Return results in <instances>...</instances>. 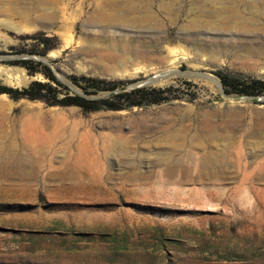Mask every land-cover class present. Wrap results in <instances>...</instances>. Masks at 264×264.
I'll return each instance as SVG.
<instances>
[{
	"label": "rangeland",
	"instance_id": "374dc122",
	"mask_svg": "<svg viewBox=\"0 0 264 264\" xmlns=\"http://www.w3.org/2000/svg\"><path fill=\"white\" fill-rule=\"evenodd\" d=\"M2 57L25 85L0 87L46 82V66L71 94L85 77L165 100L83 112L0 95V264H264V102L235 100L264 95L225 98L217 76L264 81V0H0Z\"/></svg>",
	"mask_w": 264,
	"mask_h": 264
},
{
	"label": "trees",
	"instance_id": "16d2710c",
	"mask_svg": "<svg viewBox=\"0 0 264 264\" xmlns=\"http://www.w3.org/2000/svg\"><path fill=\"white\" fill-rule=\"evenodd\" d=\"M25 65L26 61L17 62ZM31 64V62H29ZM36 65L41 66L40 63ZM41 74L46 82L34 81L27 88L21 90L0 87V95H7L11 100L38 101L47 107H76L83 112L97 111H123L132 108H139L149 104H159L165 99L150 98L154 90L138 88L128 92L114 93L120 88L119 82H105L85 77H70L69 81L78 87L82 94L87 97L98 95L100 92H110L106 98H84L78 94H71L67 87L60 83L46 66H42ZM35 74V70L29 72ZM224 93L237 96H258L264 95V81L242 80L230 78L224 74H217ZM157 93H163L158 91Z\"/></svg>",
	"mask_w": 264,
	"mask_h": 264
},
{
	"label": "bare ground",
	"instance_id": "6f19581e",
	"mask_svg": "<svg viewBox=\"0 0 264 264\" xmlns=\"http://www.w3.org/2000/svg\"><path fill=\"white\" fill-rule=\"evenodd\" d=\"M141 52V51H139ZM139 56H141V58L143 59V61H147V62H150L153 60V58H158V56L155 57V55H153L152 53H148V52H144V53H138ZM110 59L112 60H116L118 57L117 56H109ZM160 60V59H159ZM159 62H162V61H159ZM165 74V73H164ZM164 74H159V75H156L155 77V84H158V83H162L166 80L167 77H165ZM0 79H3L5 82L9 83L10 85H13V86H19L20 85H25L24 84V80L21 79L17 74H15L14 71L12 70H8V69H0ZM228 99H233V98H228ZM3 117V116H2ZM4 118V117H3ZM44 120L43 122H41L42 124H40L41 126H46L49 124V121L47 120L48 118L46 116H43L42 117ZM46 119V120H45ZM223 126V125H222ZM13 127V126H12ZM207 129L209 130H213V127H210L209 126H206ZM226 127V126H224ZM35 128V127H34ZM133 130L135 131H146V130H149L150 129V126L146 125L145 122H143L142 120L138 123H136L134 126L131 127ZM224 131L225 130H228L229 128H222ZM55 130V131H54ZM54 130H52L50 132L51 136L53 137V139L55 140H60V141H63L65 140V138L68 136V131L65 129V128H60V127H57L55 128ZM54 131V132H53ZM32 133H35L37 139L39 138L40 139H44L46 138V136L42 133H40L39 131V128L35 131H33ZM109 138V137H107ZM33 141V139H31ZM111 140V139H110ZM123 140L120 138V137H116L114 139V142L112 143V145H109V147L105 146L103 148V152L105 154L107 153H110L111 152H114V151H118V149H121L123 148L122 147V142ZM110 144V143H109ZM82 147V146H81ZM102 148V147H101ZM126 148V147H125ZM77 149V148H76ZM82 150V151H81ZM85 150V148H80L78 149L79 152H83ZM100 150V149H99ZM123 150V149H121ZM76 151V150H75ZM36 152V151H35ZM37 152H41V150H38L37 149ZM36 152V154H37ZM84 153V152H83ZM86 153V151H85ZM28 154V153H27ZM30 156H27L25 158H23V160H19L17 163H14L12 166H10V168H12V172L13 173H16V175H19V176H24L26 175V173L28 172H25V170L28 169V171H30L31 169H35V163L34 161L29 158ZM199 161V160H198ZM177 167V166H176ZM9 168V169H10ZM173 168V167H171ZM11 172V171H10ZM174 170H170V171H165L163 172V175H166L167 177H173L174 176Z\"/></svg>",
	"mask_w": 264,
	"mask_h": 264
},
{
	"label": "water",
	"instance_id": "95a60500",
	"mask_svg": "<svg viewBox=\"0 0 264 264\" xmlns=\"http://www.w3.org/2000/svg\"><path fill=\"white\" fill-rule=\"evenodd\" d=\"M0 59H6V58H0ZM33 59H35V60H37V61H40V62H43V63H45V64H47V60H44V59H42V58H40V59H36V58H33ZM168 76H170V75H168ZM195 77L196 78H199V79H203V80H208V81H210V79H209V77L207 76V75H204V74H202V73H197V74H195ZM155 78L156 77H151V78H147V79H145V80H143L142 82H140V83H138L137 85H135V86H149V85H153L154 83H155ZM60 81L61 82H63V83H66L64 80H62V79H60ZM67 84V83H66ZM221 88H222V85H221V83L219 82V89H220V91H221V95L223 96V97H227L226 95H225V93L221 90ZM78 95H80V96H82V97H84V98H90V97H87V96H85V95H83L82 93H79V92H76ZM106 95H100V96H98V97H93L92 99H94V98H104ZM235 100H244V101H248V100H250V101H257V102H264V97H260V98H255V97H241V98H235Z\"/></svg>",
	"mask_w": 264,
	"mask_h": 264
}]
</instances>
